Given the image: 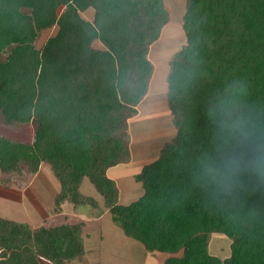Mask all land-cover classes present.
I'll use <instances>...</instances> for the list:
<instances>
[{"label":"trees","instance_id":"1","mask_svg":"<svg viewBox=\"0 0 264 264\" xmlns=\"http://www.w3.org/2000/svg\"><path fill=\"white\" fill-rule=\"evenodd\" d=\"M89 9L93 21L82 16ZM169 21L165 0H0V121L35 128L32 143L0 135L2 181L48 163L61 184L56 211L65 201L95 205L80 192L88 178L113 223L170 255L165 264H264V189L218 197L194 168L213 148L210 100L243 82L246 102L264 106V0H188L186 45L168 77L176 135L136 176L139 200L121 205L108 177L131 159L129 120L149 93L150 48ZM82 234L83 224L33 229L0 217V264L71 263L85 254ZM212 234L230 239V257L211 254Z\"/></svg>","mask_w":264,"mask_h":264},{"label":"rangeland","instance_id":"2","mask_svg":"<svg viewBox=\"0 0 264 264\" xmlns=\"http://www.w3.org/2000/svg\"><path fill=\"white\" fill-rule=\"evenodd\" d=\"M187 2L188 0H165L166 8L170 13V21L164 27L160 39L150 48L149 58L154 65V73L150 82V91L143 101V105L138 107V117L135 116L129 120L128 128L130 135V147L133 145V152L136 154V157H138L139 160L142 159L141 156L143 150L145 151L148 149V152L154 150L156 153L157 149H162V147L166 143L171 142L176 135L173 116L170 112L167 102V93L169 90L168 77L171 70V61L183 48V46L186 45V34L183 29V18L186 12ZM94 15V9H90L89 11L82 13V16L86 20L91 21L94 18ZM57 32L58 27L43 31L36 42L37 48H42L46 41L50 37L56 35ZM94 47L97 49H104V47L99 42H95ZM28 127H31L35 133V128L33 125H27V130H29ZM26 128L13 129L4 125L0 121V135L10 139L29 141L30 137L28 139L26 138V135H28ZM145 159L147 160L149 158ZM9 178L11 182L15 178V184H22L23 181L24 183L28 182L30 175L25 172L24 175L14 177L11 175ZM85 180L87 184L91 186V188H94L88 178ZM128 183L140 186L139 183L133 179L130 181L125 180L123 184L125 186V184ZM3 184L6 185L5 183ZM123 184H121L122 190L125 188ZM36 186L45 194H49L51 192L50 190H52L54 186H61L60 181L54 175L48 163H43L42 172L40 174V178H38L36 181ZM93 190H95V188ZM15 192L14 194H19L18 191ZM84 192L85 194L90 193L88 190H85ZM95 192V197L93 198L103 202L104 199L102 195L96 190ZM49 197L50 196L45 198L48 199ZM81 209L88 211L89 213H93L94 211L91 206H83ZM109 223L112 224V226H106V232L108 236L103 241H101L99 245L100 252L97 253L98 259L94 263L91 261L90 263L147 264L143 253H141L139 250H134L133 248L126 246L127 243L125 241L132 239H128V237L123 233V230L119 226L112 223L111 219ZM132 242L137 243L138 246L142 248V250H145L143 245L139 242L134 240H132ZM231 243L232 242L230 239L222 234H212L210 252L212 255L218 256L225 260L231 255ZM155 256L158 262H152L151 264H165V260L170 255L158 253ZM42 262L43 264H48L43 260Z\"/></svg>","mask_w":264,"mask_h":264},{"label":"crops","instance_id":"3","mask_svg":"<svg viewBox=\"0 0 264 264\" xmlns=\"http://www.w3.org/2000/svg\"><path fill=\"white\" fill-rule=\"evenodd\" d=\"M143 103L144 102H142L140 106H142ZM28 128L29 130L26 128V131H28L27 134L29 136L26 135V138L28 139L30 137V139L29 141L25 142L32 143L34 141L35 133L31 127ZM147 150H143L141 156L142 159L139 160L138 157H136V154L133 152L132 145V147H130V161L128 163H123L116 167H112L108 170V177L114 180L117 185L119 191V203L121 205H130L139 200L144 195V189L142 188L141 183L136 181V176L141 173L145 165L158 159L161 152V149H157L156 153L154 150L151 152H148ZM145 158L149 159L146 160ZM42 167L43 164L36 175H30L28 182L24 183L23 181L22 184H15V177L12 182H5L6 185H4V182H2V174H0V217L15 221L17 223L28 224L33 229L39 228L41 226L55 227L64 224H83L82 236L84 239L85 254L81 258L68 264H91L90 261L94 263L98 259L97 253L100 252L99 245L101 241H103L108 236L106 232V226H112V224L109 223L110 219L112 221V216L109 209L105 206V200L100 202L99 200L93 198L95 197V190L97 191V189L92 184L95 188V190H93L94 188H91V186L87 184L85 180L87 178H85L80 187V192L84 197L93 199L95 201V205L88 204L75 207L71 202L65 201L60 206V210L56 211L55 200L61 191V186H54L52 190L49 189L51 191L49 194L43 193V191L36 186V181L38 178H40ZM131 179L139 183L140 186L132 183L125 184L124 186V181H130ZM121 184H123L125 187L124 190H122ZM85 190H88L90 193L85 194ZM13 191H18L19 194L16 195ZM48 196L50 197L46 199L45 197ZM83 206H91L94 209L93 213L82 210L81 207ZM128 239L132 238L128 237ZM132 240H126V246L131 247L134 250H139L141 253H143L147 264L158 262L155 258V255L160 252H148L144 246L143 247L145 250H142V248H140L137 243L132 242ZM42 260L45 263L50 264L45 259H41L40 261L42 264Z\"/></svg>","mask_w":264,"mask_h":264},{"label":"clouds","instance_id":"4","mask_svg":"<svg viewBox=\"0 0 264 264\" xmlns=\"http://www.w3.org/2000/svg\"><path fill=\"white\" fill-rule=\"evenodd\" d=\"M246 96L245 83L236 82L208 104L213 148L194 168L197 182L218 197L264 189V106L247 103Z\"/></svg>","mask_w":264,"mask_h":264}]
</instances>
